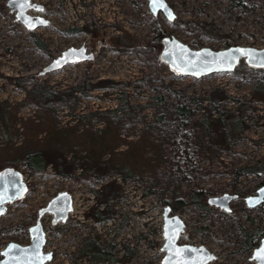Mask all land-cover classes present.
I'll use <instances>...</instances> for the list:
<instances>
[{"label": "rangeland", "instance_id": "374dc122", "mask_svg": "<svg viewBox=\"0 0 264 264\" xmlns=\"http://www.w3.org/2000/svg\"><path fill=\"white\" fill-rule=\"evenodd\" d=\"M9 1L0 0V105L9 114L13 134L10 148L0 145V169L14 157L22 160L25 153L42 150L56 152L55 156L62 155L67 161L77 156L89 157L92 163L112 161L119 174L101 184L94 178L75 184L51 165L45 173L35 175L23 166L19 170L25 175L29 192L24 199L8 205L6 214L0 217V252L13 242L30 245V229L37 224L40 211L58 194L68 192L74 200L70 221L53 226L51 214L42 220L47 236L45 252L55 254L49 264H95L79 255L90 239L109 249L119 260L115 264H161L165 256L166 206L187 225L180 244L204 246L216 256L211 264H257L252 257L264 239V205L251 209L245 200L264 186V169L237 182L233 171L264 167V105L253 97L255 86H264V74L240 65L232 73L202 79L173 77V72L157 61L161 51L153 48L156 33L146 0H32L44 10H30L28 15L49 21L47 27L34 32L17 21L7 6ZM166 1L177 19L170 23L158 16L163 29L193 49L264 48V0H246L236 7L232 6L234 0ZM118 35L131 49L121 52L112 47ZM82 46L95 54L94 61L41 76L64 51ZM101 81L114 84L115 90L96 88L87 95L78 93L70 100L71 106L55 105L51 109L41 104L36 90L42 86L64 92ZM159 97H164L167 113L187 104L197 121L207 116L215 120L224 113L239 117L241 106H249L243 114L246 130L234 146L221 150L204 147L207 151L199 152L200 157L207 155L201 161L204 170L195 176L176 178L171 164L160 163L166 182L163 187H155L154 179L143 175V154L150 150L158 157L161 146H131L144 141L140 131L143 124L136 135L121 137L131 144L115 146V135L122 124L106 113L119 108L125 98V110L150 122L164 115V108L157 106ZM91 115L93 129L79 122L80 117ZM30 120L35 125L28 126ZM50 125L58 126V133L38 128ZM160 128L164 136L171 131L177 134L170 119ZM210 136L215 137L213 133ZM200 137L195 135L193 141ZM160 160L150 159V164ZM110 183H115L120 195L109 202L111 216L97 221L93 213L104 212L107 206L94 192ZM197 194L207 201L226 194L238 197L228 214L209 204L204 211L188 206Z\"/></svg>", "mask_w": 264, "mask_h": 264}, {"label": "trees", "instance_id": "16d2710c", "mask_svg": "<svg viewBox=\"0 0 264 264\" xmlns=\"http://www.w3.org/2000/svg\"><path fill=\"white\" fill-rule=\"evenodd\" d=\"M246 0L233 1L232 6H243ZM152 16L150 24L153 31L156 33V36L153 38V48L158 51L162 50V39L165 37H170V33L163 29L162 24L158 16ZM92 26L90 30H92ZM206 33V32H205ZM155 44V45H154ZM112 47L114 49H119L121 52H125L131 45L123 41L121 36L113 38ZM123 50V51H122ZM157 57L158 63L161 61ZM241 66L246 67L250 72L255 74H264V70H254L246 66L245 63H242ZM173 77L177 78L173 73ZM110 82L101 81L97 85H79L68 91L58 92L45 89L42 86L36 88L37 93L39 94L41 104L50 108L55 105L60 106H71L70 100L75 98L76 94L87 95L89 92L95 90L96 88H107L115 90L114 84H109ZM39 89V90H38ZM254 99L264 105V86L256 85L254 88ZM166 101L164 97H159L157 99V106L164 108V115L157 116L153 121H146L145 118H139L136 113L132 111L125 110L128 106L127 99H121V106L113 111H108L106 114L110 118L117 117L120 119L121 126L118 128L116 133V138L118 139L115 146H121L128 143L126 140L121 139L122 136L132 137L136 135V131L139 128L140 124L144 126L140 130L143 136L144 141L138 143H132L131 146L135 145H146L150 146L154 144L155 146H161L163 151H159L157 156L154 157V151L147 150L143 154V160L145 164V170L143 172L144 176H150L155 181V187H163L165 181V174L161 171L160 163H168L173 166L172 175L176 178H179L180 175L183 178L187 176H195V174L201 173L204 169L201 168V161L207 158V155L200 157L199 152H206L208 148L212 149H222L223 146L228 148L230 145L234 146L238 144L239 137L246 130L245 118L243 116L244 111L249 109V106H241V114L239 117H235L228 113L221 114L218 119L211 120L209 116L203 118L201 121H197L195 115L192 112V109L188 105L176 107L172 113H167L166 110ZM74 105L70 107L72 113L74 112ZM94 115L80 117L79 122H84L89 129H93L95 122H93ZM9 114L6 112V108L3 105H0V145H5L11 147L13 134L12 123L9 122ZM171 120L173 125H176V131H171L169 133H164L161 130L160 126L164 120ZM54 121V120H53ZM148 122V123H147ZM33 120H30L29 125H35ZM46 123V122H45ZM94 124V125H93ZM26 125V124H25ZM115 125V124H114ZM38 127V126H37ZM56 125H50L49 127L40 128L41 132L52 131L58 133ZM40 132V133H41ZM39 133V134H40ZM213 133L215 137H211L210 134ZM195 135H201L200 140L196 142L193 141ZM169 136V137H167ZM120 138V139H119ZM142 139V140H143ZM195 143V144H194ZM196 146H194V145ZM210 144V146L206 145ZM206 145V146H205ZM204 147H207V150L204 151ZM148 148V147H147ZM198 154V155H197ZM57 153L47 152L42 150H34L23 155V159L20 160L18 157L6 161L0 169L5 168H15L16 170L21 169L25 166L32 175L43 174L46 172L48 166H53L56 173L62 175L65 179H72V182L78 184L82 180H88L94 178L96 183L101 184L111 177L119 174L116 167L113 166L112 161H105L100 163L90 162L89 157L86 156H77L71 158L69 161L64 159L62 155L55 156ZM161 160L155 164H150V159ZM149 160V162H148ZM76 162H79L78 165H75ZM264 167H248L240 168L236 171H233L235 182L243 176L254 174L263 170ZM79 171V172H78ZM78 177L75 174H78ZM180 172H182L180 174ZM187 174V175H186ZM154 187V188H155ZM155 189L151 190L150 193H154ZM149 193V194H150ZM94 194L98 197H102V202L107 206L104 212L93 213V217L98 221L107 220L110 215V205L109 202L120 195V189L115 186V183L107 184L103 186L101 191H95ZM148 194V193H147ZM188 206L195 207L198 211H204L209 208L208 201L202 195L197 194L193 195L190 199V202L187 203ZM109 213L108 217L106 216ZM82 257H90L92 259H99L100 262L104 263L108 260L111 261L110 264H115L119 260L111 253L109 249L103 248L97 243V240H88L85 244V247L82 248L81 253Z\"/></svg>", "mask_w": 264, "mask_h": 264}, {"label": "water", "instance_id": "95a60500", "mask_svg": "<svg viewBox=\"0 0 264 264\" xmlns=\"http://www.w3.org/2000/svg\"><path fill=\"white\" fill-rule=\"evenodd\" d=\"M148 8L153 16L162 15L170 23L177 19L173 8L166 0H161L163 7L154 5L152 0H146ZM16 19L25 28L34 32L47 27L49 21L44 18L34 20L28 15L30 10L43 11L44 7L32 3V0H10L7 4ZM95 54L88 52L86 46L70 48L54 59L44 70L41 76L58 72L67 66L92 62ZM160 61L166 65L177 77H192L202 79L215 74L232 73L243 62L251 69L264 70V48L233 46L225 50L215 51L211 48L193 49L174 36L162 39ZM29 192L28 183L23 173L15 168H5L0 171V217H3L8 205L20 201ZM235 195L226 194L222 197L210 198L208 204L222 211L230 213L231 203L236 199ZM247 206L256 209L264 205V186L257 194L246 198ZM73 196L68 192H62L53 198L40 212L37 224L31 228L30 237L32 243L23 246L18 243H10L3 251L4 259L0 264H46L52 260L51 253H45L46 232L42 225V218L51 214L54 216L53 225L65 223L69 214L73 211ZM163 236L165 239L162 251L165 256L161 264H211L216 256L204 246L181 245L180 238L185 232L184 220L173 214L170 206L164 208ZM252 260L257 264H264V239L260 246L253 252Z\"/></svg>", "mask_w": 264, "mask_h": 264}, {"label": "flooded vegetation", "instance_id": "af4514ba", "mask_svg": "<svg viewBox=\"0 0 264 264\" xmlns=\"http://www.w3.org/2000/svg\"><path fill=\"white\" fill-rule=\"evenodd\" d=\"M236 197H238V195H235ZM237 199V198H236ZM235 199V200H236ZM234 200V201H235ZM107 208V207H106ZM41 212V211H40ZM74 212V207H73V211L69 214V216H68V220L65 222V223H67V222H69L70 221V219L72 218L71 217V215H72V213ZM225 212V211H224ZM232 212V211H231ZM230 212V213H231ZM225 213H227V212H225ZM229 214V213H228ZM40 215V214H39ZM48 215V214H47ZM108 215H109V213L106 215L107 217H108ZM46 216V215H45ZM53 216V215H52ZM71 217V218H70ZM39 219V218H38ZM42 220H43V218H42ZM53 220H54V216H53ZM97 220V219H96ZM38 221V220H37ZM98 221V220H97ZM185 222V221H184ZM65 223H62V224H65ZM52 224H53V221H52ZM59 224H61V223H58L57 225H59ZM186 224V223H185ZM57 225H53V226H57ZM186 228H187V225H186ZM186 228H185V231H186ZM31 230V229H30ZM185 233V232H184ZM184 233H182V235L184 234ZM182 235H181V238H182ZM31 238V237H30ZM181 238H180V240H181ZM90 240H94V239H90ZM88 241V240H87ZM86 241V242H87ZM86 242L84 243V245L82 246V248H84L85 247V244H86ZM262 242V241H261ZM32 243V242H31ZM98 243V242H97ZM46 244H47V236H46ZM181 245H186V244H181ZM46 246V245H45ZM194 246V245H193ZM82 248H81V250H82ZM6 249V248H5ZM4 249V250H5ZM4 250H2L1 252H0V261H2L3 259H4V256H3V251ZM45 250V249H44ZM81 250H80V252L79 253H81ZM45 253H51L52 254V260L50 261V262H48V263H46V264H49V263H52L54 260H55V254L54 253H52V252H45ZM165 253V252H164ZM80 255V254H79ZM86 258H89V259H91V262H93V263H95V264H110L111 263V261L110 260H108V261H106V262H104V263H102V262H100L99 261V259H92V258H90V257H86ZM117 263V262H116ZM257 263V262H256Z\"/></svg>", "mask_w": 264, "mask_h": 264}, {"label": "snow or ice", "instance_id": "6c2138e0", "mask_svg": "<svg viewBox=\"0 0 264 264\" xmlns=\"http://www.w3.org/2000/svg\"><path fill=\"white\" fill-rule=\"evenodd\" d=\"M153 4H159L161 7H163V4L161 3V0H152Z\"/></svg>", "mask_w": 264, "mask_h": 264}]
</instances>
